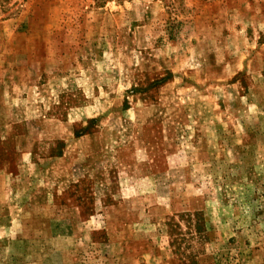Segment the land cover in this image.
Returning <instances> with one entry per match:
<instances>
[{"label": "rangeland", "instance_id": "obj_1", "mask_svg": "<svg viewBox=\"0 0 264 264\" xmlns=\"http://www.w3.org/2000/svg\"><path fill=\"white\" fill-rule=\"evenodd\" d=\"M16 3L0 264H264V0Z\"/></svg>", "mask_w": 264, "mask_h": 264}, {"label": "trees", "instance_id": "obj_2", "mask_svg": "<svg viewBox=\"0 0 264 264\" xmlns=\"http://www.w3.org/2000/svg\"><path fill=\"white\" fill-rule=\"evenodd\" d=\"M99 4L107 1H127V0H96ZM17 0H0V18H7L14 14Z\"/></svg>", "mask_w": 264, "mask_h": 264}]
</instances>
